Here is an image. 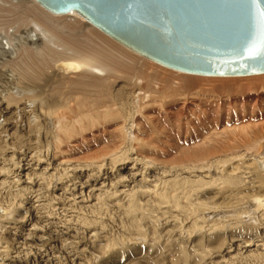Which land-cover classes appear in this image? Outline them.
Segmentation results:
<instances>
[{
    "label": "bare ground",
    "instance_id": "obj_1",
    "mask_svg": "<svg viewBox=\"0 0 264 264\" xmlns=\"http://www.w3.org/2000/svg\"><path fill=\"white\" fill-rule=\"evenodd\" d=\"M35 1L0 0V154L15 167L0 186L19 188L0 227L28 232L15 262L264 264V76H179Z\"/></svg>",
    "mask_w": 264,
    "mask_h": 264
},
{
    "label": "water",
    "instance_id": "obj_2",
    "mask_svg": "<svg viewBox=\"0 0 264 264\" xmlns=\"http://www.w3.org/2000/svg\"><path fill=\"white\" fill-rule=\"evenodd\" d=\"M77 14L162 66L209 77L264 74V0H37Z\"/></svg>",
    "mask_w": 264,
    "mask_h": 264
},
{
    "label": "rangeland",
    "instance_id": "obj_3",
    "mask_svg": "<svg viewBox=\"0 0 264 264\" xmlns=\"http://www.w3.org/2000/svg\"><path fill=\"white\" fill-rule=\"evenodd\" d=\"M32 1H34L37 5H39L35 0H32ZM40 6V5H39ZM41 7V6H40ZM43 10H45L44 8H42ZM46 11V10H45ZM46 12H48V11H46ZM48 13H50V12H48ZM51 14V13H50ZM51 15H54V16H61V15H55V14H51ZM67 15H71V14H67ZM63 16V15H62ZM76 17L77 18H80V20L82 21H84L83 23L84 24H86V25H88L89 23L88 22H86L83 18H81L79 15H76ZM89 27L91 26V28H93L94 30H96V31H98V32H100V34L102 35L103 34V36L104 37H106V38H108L109 40H111L112 42H114L118 47H120L121 49H123V50H125V51H129L131 54H133V55H135V56H137V57H139L140 55H138V54H136V53H134V52H132V51H130L129 49H127V48H125V47H123L122 45H120L119 43H117L116 41H114L113 39H111L110 37H108L107 35H105L104 33H102L100 30H98L97 28H95V27H93L91 24H89L88 25ZM6 48H7V45H6ZM7 50V49H6ZM139 58H143L144 60H147L148 62H151V64L153 65V66H157V67H160V68H162V69H165V70H168V71H170V72H173V73H175L176 75H178L179 74V76H182V75H186V76H195V77H201V78H206V79H241L240 81L242 82V83H246L250 78H255V77H258V76H264V74H262V75H254V76H247V77H204V76H198V75H191V74H186V73H181V72H178V71H175V70H171V69H168V68H165V67H163V66H161V65H159V64H156V63H154V62H152V61H150V60H148V59H146V58H144V57H139ZM245 79H247V80H245ZM242 80H244V81H246V82H244V81H242ZM18 120H20V119H18ZM16 121V120H15ZM35 143V144H34ZM34 144V145H33ZM33 146L34 147H36V146H38V144H36V142H33ZM32 146V149L34 148ZM9 149H14V150H18L19 149V146L17 147V146H13V145H11V146H7ZM14 147V148H13ZM3 150V149H2ZM2 150H0V151H2ZM41 151H43V149H42V147H41V149H40ZM15 152V151H14ZM3 153V152H2ZM1 155V154H0ZM3 154L1 155V157H0V165H1V163H2V167H4V168H6L8 171V175L11 177V176H13L14 174V171L15 170H13V169H15V167L14 166H11V164H9L8 162H7V164H6V167H5V162H4V160L5 159H3ZM0 166V167H1ZM10 166V167H9ZM1 167V168H2ZM14 167V168H13ZM10 169H12V170H10ZM260 172H264V169H258ZM13 172V173H10V172ZM4 172V171H3ZM2 174H4V173H2ZM263 174V176H264V173H262ZM261 177L260 178V180H264V177ZM14 177V176H13ZM12 177V178H13ZM11 180V179H10ZM30 183V182H29ZM10 183H8L7 185H1L0 186V201H7V200H11V201H13L12 200V197H13V199L14 198H16V197H19V195H18V191L17 190H19V188H17L16 187V185L14 186L13 184H11V185H9ZM7 189H5L4 187ZM255 186H257V185H255ZM2 188H4L3 190H1ZM15 188V189H14ZM11 190V191H10ZM12 190H15V191H12ZM5 191V192H4ZM44 191V189L42 190L41 189V191L39 192V194H40V196H42L41 198H42V203L45 205V204H47L48 206H49V204H51L49 207H47V205H45V207H44V213H45V215H48V214H50L51 212H52V205H53V202L50 200V198L52 197V196H50L49 195V193H47V192H43ZM38 192V190L36 191V193ZM3 193V194H2ZM36 193L34 192V195H36ZM33 196V195H32ZM48 198V199H47ZM23 199V198H22ZM45 199H47V200H45ZM10 201V202H11ZM8 202V201H7ZM54 203H55V201H54ZM262 206L264 207V204H262ZM47 208V209H46ZM51 209V210H50ZM23 211H25V210H23ZM43 221V223L41 224L42 226H44V225H46L45 224V220L43 219L42 220ZM4 228H6V229H4ZM7 229H9L8 228V226L7 225H3V226H1L0 227V254H1V256H0V264L1 263H3V260L2 259H9V260H11L12 259V261L14 260V262H15V260L17 261V258H18V260L20 259L19 257L21 256V255H19L17 252H16V250H15V248H17V251L18 252H20V251H23L24 253H25V249L24 248H26L25 247V245H24V242H23V239L25 238L24 237V232H25V230L26 229H23V230H19V233L18 232H15L14 233V231H10V232H7V231H9V230H7ZM52 230H53V227H52ZM23 231V232H22ZM18 233V234H17ZM25 233H28L27 232V230H26V232ZM20 234V235H19ZM13 236V237H12ZM19 238H18V237ZM48 236V235H47ZM2 239H3V241H2ZM17 239H19V240H17ZM19 241V242H18ZM2 242V243H1ZM21 242V243H20ZM27 243V242H26ZM22 245V246H21ZM2 246V247H1ZM16 246V247H15ZM24 246V247H23ZM1 248H2V250H1ZM8 251V252H7ZM6 252V253H5ZM8 254H10V255H8ZM13 254V255H12ZM4 255V256H3ZM6 255V256H5ZM15 255V256H14ZM13 257V258H12ZM17 257V258H16ZM234 257V258H233ZM233 257L231 258V261H232V263L233 262H235V261H239V259L242 257V255H239V256H235V255H233ZM235 257H238V259L236 260V258ZM235 259V260H234ZM2 260V261H1ZM251 261V262H250ZM250 261H248V262H245V264H248L249 262L251 263V264H254L255 262H253V260H250ZM261 261H262V259H261ZM256 262H259V261H256ZM16 264H17V262H15ZM249 263V264H250ZM38 264V263H37ZM236 264V263H235ZM244 264V263H243Z\"/></svg>",
    "mask_w": 264,
    "mask_h": 264
},
{
    "label": "snow or ice",
    "instance_id": "obj_4",
    "mask_svg": "<svg viewBox=\"0 0 264 264\" xmlns=\"http://www.w3.org/2000/svg\"><path fill=\"white\" fill-rule=\"evenodd\" d=\"M245 2H248V0H245ZM260 2V0H251V3L253 4H258Z\"/></svg>",
    "mask_w": 264,
    "mask_h": 264
}]
</instances>
